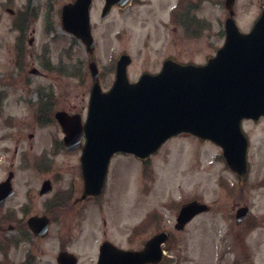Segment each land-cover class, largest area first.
<instances>
[{
  "label": "rangeland",
  "instance_id": "1",
  "mask_svg": "<svg viewBox=\"0 0 264 264\" xmlns=\"http://www.w3.org/2000/svg\"><path fill=\"white\" fill-rule=\"evenodd\" d=\"M69 1L0 0V79L3 69L13 64V49L18 46L15 45L18 33L13 31L12 17L5 9L10 7L16 11L21 7L37 11V21L31 22L38 30L34 35V45L29 46L27 38L22 40V52L27 48L32 55H16L14 62L17 66L28 64L29 58L42 54V61L36 60L34 65L44 68L45 75H31V102L36 103L42 98L52 102L56 108L82 114L87 86L91 81L87 70L89 55L77 39L60 27V7ZM101 1L95 0L92 16L96 46L94 59L101 73L107 74L101 81L104 87L113 77L110 63L122 49H126L132 59L127 67L128 77L135 79L145 70H156L167 53L173 54L178 61L202 62L222 44L219 34L224 28L222 23L227 12L216 4V0H206L195 12L209 21L208 47L200 38L177 33L172 44L175 48L166 46L161 37L152 38L149 31L154 34V24L151 21L138 22L140 18L147 17L149 5L130 8L127 16L113 11L110 17L100 21ZM170 1L156 0L155 3L164 6ZM263 3L264 0H235L234 19L241 30L252 26ZM40 28L43 33L39 32ZM122 29L127 34L123 38L116 37V31ZM139 30L148 32L149 36L144 37V33L142 37ZM165 47L169 50H164ZM32 121L26 131L38 129ZM244 124L251 139L250 171L245 180L239 181L229 170L219 155V147L183 133L167 139L147 164L131 155L117 154L109 166L106 188L99 201L101 208H98L99 204L93 205V201L85 203L88 209L94 206L86 213L87 219L92 220L89 224L104 227L105 223L111 225L110 229H126L128 232L140 219L156 210L161 216L160 222L170 227L183 202L200 198L211 206V210L195 216L184 230L173 229L175 245L170 253L173 261L169 264H264V119ZM42 127L53 129L58 126L55 121L48 120ZM62 159L70 164L75 160L73 157ZM145 167L147 173L143 172ZM31 177L36 179L37 175L32 174ZM220 182H225L224 186ZM240 206H247L249 210L248 225L244 224L246 220L239 223L234 220L235 210ZM116 223L118 226H113ZM150 226L151 223H147L126 244L140 245L151 233Z\"/></svg>",
  "mask_w": 264,
  "mask_h": 264
},
{
  "label": "flooded vegetation",
  "instance_id": "2",
  "mask_svg": "<svg viewBox=\"0 0 264 264\" xmlns=\"http://www.w3.org/2000/svg\"><path fill=\"white\" fill-rule=\"evenodd\" d=\"M205 1L171 0L160 6L155 3L156 0H129L122 8L113 7L110 14L120 11L127 16L130 8L149 5L147 17L140 18L138 22L151 21L154 24V34L149 31L152 38L161 37L166 46L175 48L172 44L175 43L176 34L181 33L202 39L205 47H208L209 21L195 14ZM94 2L95 0L91 5L92 32ZM215 2L223 8V0ZM102 4L103 0L98 13L100 21L103 20ZM61 8L62 6L59 21ZM5 10L12 17L13 31L18 33L15 40V45L18 46L13 49V64L3 69L0 79V264H98L105 243L110 242L122 249L140 250L151 236L161 231L167 234L162 244V259L157 264H169L173 261L170 253L174 251L175 245V222L170 227L163 225L158 212L150 213L142 219L141 226L131 228L128 232L126 229H110L111 225L105 223L104 227L89 224L92 220L87 219L86 213L95 203L99 204L101 196L82 197L81 144L72 150L66 147L64 130L54 118L55 112L62 107L56 108L52 102L43 101L42 98L36 103L31 102V75H45L44 68L34 65L36 60L42 61V54H37L34 59L29 58V65L20 63L17 66L14 63L16 55H32L27 48L22 52V40L27 38L28 45H34V35L38 30L32 23L38 19L37 11L26 9V12L21 7L16 11L10 7ZM139 31L142 37L144 33V37L149 36L148 32ZM39 32L43 33L42 28ZM125 32L127 31L123 29L122 33ZM219 35V40L223 42L224 28ZM164 50L169 49L165 47ZM173 56L165 54L158 63V69L164 60L174 59ZM34 68L37 69L36 72ZM106 77L107 74L99 73L100 82ZM90 88L91 82L87 86L86 99ZM83 114L82 112L81 115ZM32 120L38 129H34V132L26 131L33 124ZM48 120L55 121L58 127L41 128ZM62 157H73L74 164L63 162ZM32 174L37 175L36 179L31 177ZM88 201H93L89 209L85 206ZM98 208H101L100 204ZM147 223H151L152 229L143 242L136 246L126 244ZM116 225L117 223L113 226ZM95 237L99 239L95 240ZM109 252L105 250V253Z\"/></svg>",
  "mask_w": 264,
  "mask_h": 264
},
{
  "label": "water",
  "instance_id": "3",
  "mask_svg": "<svg viewBox=\"0 0 264 264\" xmlns=\"http://www.w3.org/2000/svg\"><path fill=\"white\" fill-rule=\"evenodd\" d=\"M125 1L106 0L103 15L112 4ZM234 1L224 0L230 14L225 20V43L207 64L180 65L169 61L158 74L144 73L137 82L129 83L125 72L128 58L122 55L112 88L103 93L95 82L85 124L88 140L82 156L83 196L100 192L113 152L127 151L145 157L166 138L181 131L213 140L222 146L233 170L240 174L245 171L246 145L239 122L243 117L264 115V6L252 29L242 33L232 18ZM90 2L75 0L64 5L62 24L92 52ZM90 69L96 79L93 63ZM56 118L66 133V145L73 147V133L81 128L79 120L64 111H58ZM207 209V205L197 201L183 205L177 216V229ZM245 214V208L239 209L238 220ZM164 236L165 233L156 234L139 251L113 250L120 255L121 264L157 262Z\"/></svg>",
  "mask_w": 264,
  "mask_h": 264
}]
</instances>
